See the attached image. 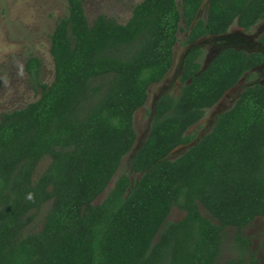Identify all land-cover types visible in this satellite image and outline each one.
Listing matches in <instances>:
<instances>
[{"label": "trees", "instance_id": "trees-1", "mask_svg": "<svg viewBox=\"0 0 264 264\" xmlns=\"http://www.w3.org/2000/svg\"><path fill=\"white\" fill-rule=\"evenodd\" d=\"M66 1L50 36L52 83L29 56L25 71L40 96L0 116V264H219L228 229L235 257L222 264H258L243 232L264 219V84L245 88L208 134L168 157L263 65L259 51L225 48L203 69L202 49L190 50L178 95L158 99L132 157L139 178L119 176L93 202L131 152L134 114L170 71L178 33L190 45L233 25L248 32L264 19V0H208L205 19L204 0H142L125 24L106 15L89 23L83 0ZM44 206L40 229L28 232ZM173 207L184 212L178 222L167 221Z\"/></svg>", "mask_w": 264, "mask_h": 264}, {"label": "rangeland", "instance_id": "rangeland-1", "mask_svg": "<svg viewBox=\"0 0 264 264\" xmlns=\"http://www.w3.org/2000/svg\"><path fill=\"white\" fill-rule=\"evenodd\" d=\"M141 1L83 0V6L89 23H92L99 15H106L120 24H125L131 17L134 6ZM177 1L180 4L182 0ZM207 1L204 0L198 14L199 18H206ZM66 9V0H0V116L25 107L40 96V91L32 86L25 71V63L29 56H35L41 61L42 83L45 85L52 83L54 64L50 54V36L57 21L66 14ZM263 33L264 19L248 32L233 25L223 36L204 37L190 45L185 44L187 31L178 33V41L174 46V61L170 71L160 83L149 88L146 104L134 114L133 127L136 132L134 146L131 152L122 159L118 171L105 191L94 200V205L100 204L106 198L119 176L127 175L132 182L139 178V175L131 169L132 157L149 133L158 99L163 94L178 95L181 88L179 77L185 55L194 48L202 49L204 54L201 64L202 68H205L212 58L225 48H237L246 52L259 51L264 54V45L259 43V38ZM254 84H264V64L243 76L238 84L229 90L213 108L206 110L204 117L188 131L189 134L195 136V141L188 146L174 150L168 160H175L208 134L217 117L234 105L245 88ZM47 163L48 159L41 161L37 167V174L44 170ZM47 208L48 206H44L37 214L28 232L40 229ZM201 210L206 215L204 210ZM183 216L184 212L173 207L167 221L178 222ZM234 234L233 229L226 231L219 264L235 257L232 249ZM243 235L250 240V252L255 254L258 264H264V219H256L244 230Z\"/></svg>", "mask_w": 264, "mask_h": 264}, {"label": "flooded vegetation", "instance_id": "flooded-vegetation-1", "mask_svg": "<svg viewBox=\"0 0 264 264\" xmlns=\"http://www.w3.org/2000/svg\"><path fill=\"white\" fill-rule=\"evenodd\" d=\"M262 45V44H261ZM262 53V52H261ZM263 54V53H262ZM264 55V54H263ZM264 64V63H263ZM262 66V65H261Z\"/></svg>", "mask_w": 264, "mask_h": 264}, {"label": "water", "instance_id": "water-1", "mask_svg": "<svg viewBox=\"0 0 264 264\" xmlns=\"http://www.w3.org/2000/svg\"><path fill=\"white\" fill-rule=\"evenodd\" d=\"M204 69V68H203Z\"/></svg>", "mask_w": 264, "mask_h": 264}]
</instances>
